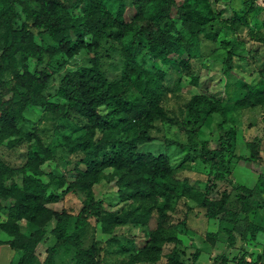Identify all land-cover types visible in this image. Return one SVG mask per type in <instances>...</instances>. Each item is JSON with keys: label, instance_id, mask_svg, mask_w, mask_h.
<instances>
[{"label": "rangeland", "instance_id": "1", "mask_svg": "<svg viewBox=\"0 0 264 264\" xmlns=\"http://www.w3.org/2000/svg\"><path fill=\"white\" fill-rule=\"evenodd\" d=\"M58 1L67 6L71 4V0ZM248 1L187 0L207 18L204 34L213 35L215 40L210 41L204 35L192 38L183 30L180 22L174 20L172 31L182 39L184 46L171 56L169 63L158 62L149 54L144 37L138 35V23L130 24L118 38L115 30L109 31V37L100 43L98 49L91 51L97 55L98 69L107 82L122 81L129 49H132L141 68L150 72L160 69L165 72L164 94L155 110L157 119L147 129L151 141L137 145L135 153L167 158L172 169L170 177L179 182V188L171 191L174 197L181 192L183 180L197 191H203L208 182L214 183L209 175V165L199 158L200 148H191L187 142V132H192L197 145L207 141L211 149L219 146L220 138L229 137L233 154L242 158L249 155L247 143L257 139L261 143L260 155L264 161V101L256 107H236L226 117L210 111L212 107L200 100L197 102V119L192 117L189 110L191 100L199 96L216 106L228 103L227 98L231 102L234 96L241 98L243 92L239 90V81L264 88V11L249 12ZM121 2L127 0H105V9L115 14ZM256 6L263 8L264 0H257ZM24 10H38L37 0H16L14 11L17 27L30 23L23 14ZM0 30L4 31L1 24ZM32 32L35 43L45 48L49 42L46 36L40 37L37 31ZM89 42L90 38L87 37L86 43ZM230 48L234 57L231 68L226 69L223 62ZM1 53L0 44V56ZM89 59V54L81 52L73 58L59 55L48 61L46 72L50 74V79L44 96L50 102L62 104V100L56 96L59 81L67 72L87 65ZM27 65L31 71L36 67L33 59H29ZM0 78L12 84L7 61L0 60ZM139 99L133 88L125 89V101L134 104ZM112 108L114 106L102 107L99 113L112 120L108 115ZM23 118L17 128L33 138L13 147H9L7 142L0 145V163L19 171L32 161L36 154L34 151H37L42 173L40 179L49 185L51 192L60 195L68 187L82 182L84 166L79 163L81 153H71L64 143V137L70 140L83 137L90 131L86 119L73 113L62 118L32 106H27ZM135 134L141 138L139 132ZM101 136L96 130L95 139ZM35 138L41 141L40 146ZM165 141L180 144L181 147H168ZM227 162L231 170L230 180L215 182L210 198L218 200L220 194L226 191L230 194L229 207L238 209L235 186L253 190L258 175L264 174V166L228 157ZM121 177V170L112 165L101 169L96 183L91 187L93 198L101 204V215L88 219L79 227L75 222L77 215L85 208L86 191L66 193L61 201L52 205L56 210L64 209L70 216L67 226L70 240L62 245L54 259L55 264H74L75 248L72 244L75 240L81 241L85 249H93L98 264H167L172 251L178 253L181 264H238L242 261L245 264H264V196L254 192L250 201L252 207H259L249 215V220L260 228L255 239H250L243 220L235 225L208 220L198 203L186 196L177 199L174 209L164 206V215L160 218L158 208L165 204V199L157 195V190L163 188L162 180L155 179L150 196L143 198L135 196L133 189ZM4 180L7 187L13 183L21 187L20 174L6 176ZM149 209L147 219H141L140 214ZM5 214H0L1 223L7 221ZM54 225V220L45 224L46 234L36 248L34 264H43L46 249L56 243L50 235ZM38 228L35 223L24 220L17 222L18 232L25 237ZM225 230H229L234 237L232 247L227 246ZM170 236H175L178 243L169 241ZM11 240L7 232L0 231V264H17L21 257L19 251H13L7 245ZM196 251L199 253L194 260Z\"/></svg>", "mask_w": 264, "mask_h": 264}, {"label": "trees", "instance_id": "2", "mask_svg": "<svg viewBox=\"0 0 264 264\" xmlns=\"http://www.w3.org/2000/svg\"><path fill=\"white\" fill-rule=\"evenodd\" d=\"M256 1H248L249 12L264 11V7L256 6ZM104 2L105 0H71V4L67 6L58 0H37L38 10L23 11L29 25L22 23L17 27L14 11L16 0H0V24L4 28L3 32L0 30V60L8 62L12 73V84L3 82L0 78V145L7 142L9 147H13L23 140L33 138L31 134L21 133L17 128L18 123L24 119L27 106L62 118L71 113L77 114L90 125V131L79 139L70 140L64 137V143L71 153H81L79 163L84 166V178L60 195L51 192L49 185L41 181L37 151H34L36 154L32 161L19 171L0 163V214L5 212L7 218L5 223L0 222V231L7 232L11 237L12 240L7 243L11 250L21 253L17 264H34L36 248L46 234L44 226L51 220L55 221V225L50 235L56 243L46 249L43 264H55L54 259L62 245L70 240L67 236L70 216L64 209L56 210L52 205L61 201L66 193L75 190L87 192L85 208L76 217L77 227L88 219L101 215V204L93 198L91 187L106 165L121 170V179L133 189L135 196L149 197L155 179L162 180L163 188L157 190V195L165 199V204L158 208L160 218L164 215V206L174 209L177 199L186 196L198 203L208 220H217L228 225H235L243 220L250 239H255L260 228L249 220V215L259 206L252 207L250 201L254 192L264 196V174L258 175L253 190L235 186L238 209L229 207L230 194L226 191L220 194L218 200H213L210 196L215 182L230 180L231 170L227 157L264 166L260 155V141L255 139L248 142L246 146L249 155L242 158L233 154L229 137L220 138L219 146L211 149L207 141L197 145L192 132H187V142L191 148H200L199 158L209 165V175L214 183L208 182L203 191H197L183 180L181 192L174 197L171 191L179 188V182L170 177L172 169L167 158L135 153L137 145L151 141L147 129L157 119L155 110L164 94L165 72L161 69L150 72L141 68L132 49H129L122 81L107 82L98 69L97 55L91 52L98 49L100 43L109 37V31L115 30L118 38L130 24L138 23V35L144 37L149 54L158 62L169 63L171 56L180 52L184 46L182 39L172 31L173 21H179L183 30L192 38L204 35L206 39L214 41L213 35L204 34L207 18L187 0H127L121 2L115 14L105 9ZM32 30L37 31L40 37L46 36L49 42L45 48L35 43ZM87 37L90 38L89 43H86ZM81 52L90 55L88 64L67 72L59 81L56 96L63 103L50 102L44 96V89L50 79V74L46 72L48 61L59 55L73 58ZM233 57V50L230 48L223 62L226 69L231 68ZM29 59L36 63L33 71L28 68ZM127 87L133 88L140 96L134 104L124 100ZM238 87L243 96H234L233 102L227 98L228 103L222 106H216L201 96L193 98L189 106L192 117L198 118V100L210 105V111L217 112L222 117H226L236 107L251 108L263 103L264 88L243 81L238 82ZM112 106L114 109L108 114L112 120L99 113L100 108ZM96 130L102 135L99 139H95ZM136 131L141 138L137 137ZM120 136L122 139L118 140ZM34 140L37 145H41L38 138ZM165 145L181 147L171 141H165ZM16 174L21 175V187L14 183L11 187L5 186L4 178ZM149 211L150 209L142 212L141 219L146 220ZM22 220L35 223L38 230L28 237L21 235L17 230V222ZM225 233L227 246L232 247L234 237L229 230H225ZM169 241L178 243L175 236H170ZM72 245L75 248L74 264H98L92 248L85 249L79 240H75ZM198 253H194V260ZM167 264H181L176 251L169 254Z\"/></svg>", "mask_w": 264, "mask_h": 264}]
</instances>
